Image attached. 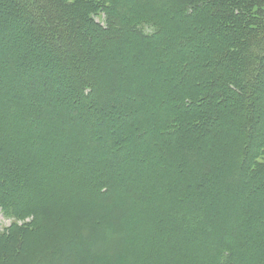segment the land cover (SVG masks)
Here are the masks:
<instances>
[{"label": "trees", "instance_id": "16d2710c", "mask_svg": "<svg viewBox=\"0 0 264 264\" xmlns=\"http://www.w3.org/2000/svg\"><path fill=\"white\" fill-rule=\"evenodd\" d=\"M0 1V264H264V0Z\"/></svg>", "mask_w": 264, "mask_h": 264}, {"label": "rangeland", "instance_id": "374dc122", "mask_svg": "<svg viewBox=\"0 0 264 264\" xmlns=\"http://www.w3.org/2000/svg\"><path fill=\"white\" fill-rule=\"evenodd\" d=\"M3 5H5V4L0 1V7H3ZM143 9L147 10L148 8L147 7H143ZM148 10H152V9L149 8ZM12 15L18 17V14H16V13H12ZM163 18L165 19V17H163ZM97 22H99L100 24L103 25V23L105 21H104L102 15L101 16H98ZM30 25L32 26L33 24L30 23ZM19 26L20 25H18V27ZM147 32H148V30H147ZM2 33H15V31L12 30L11 32H9L8 31V24H5V25L3 24V25H0V34H2ZM8 45H9V43L6 42L5 40H1L0 41V49L1 48H4L6 50V48H7V50L6 51L4 50V52L2 53V55H0V57L2 56V60L4 59L5 62L8 61V62H11V64H15L16 62L20 61V56H19L18 53H17V55H15V52H10L9 49H8L9 48ZM29 59H31V57ZM101 74L103 75V72ZM107 75L108 74H106V76ZM14 76L15 75L11 73V76L10 77H7L6 75L4 76V78L3 77H0V90H2L3 88H5L6 86H9L10 90L15 95L17 94V95H20L22 97V94H20V93H23V92L19 89V85L16 84V80H15V77ZM7 78H8V80H7ZM39 82L40 81L37 80L36 83H39ZM68 86H70V85L68 84ZM24 88L25 89H30L31 91H33V94H30L29 95V96H32L31 98H33L35 100H38L41 103H43V102L46 101L47 103L51 104V106H54V104L56 102L62 101L63 98H65V94H64L65 92H64L63 89H60L58 92L54 93V92H52V90H47V89L46 90H42L43 89V86L41 84L39 86H36V84H34V85L33 84L32 85L25 84L24 85ZM57 94H59V95H57ZM23 98L26 99L27 97L24 96ZM92 98L93 97L90 98L91 101H93ZM93 102H95V100ZM110 102H112V101H110ZM70 119H68L69 122H71L73 120V119H71V120ZM2 121H3V123H5V120L4 119ZM57 122H58L57 119L53 120L52 123H51V126L49 127V130L54 131V132L57 131V128H58V125H59V122H58V125L56 126V123ZM72 122H74V121H72ZM79 122H74L73 123L74 126H75V128H72L73 129V132L72 133L76 137L81 136L82 138L86 139V138H91L93 136L96 137V135H99V133H102L101 132L102 128H95V129L92 128L91 130L90 129H86L87 128L86 127L87 124H84V123H81V122L79 123ZM85 122L87 123V122H94V121H93V119L89 118V119H86ZM133 126H134V124H133ZM84 129H86V130H84ZM89 130H90V132H89ZM92 132H93V134H92ZM78 139H81V138H78ZM90 141H92V140H90ZM111 142H114V139H111V138L110 139H106L103 143L108 145ZM93 148H95V149L98 150V146H94ZM62 152H67V150L62 151ZM82 160L88 162V161H91L93 159H91V158L90 159L83 158ZM88 164H90V163H88ZM58 186L59 187H67L69 190L73 191L72 188L75 185L74 184H71L67 180H65L63 182H59L58 183ZM78 188L80 189V186ZM91 200L92 201H95L97 203H104V202H101L99 199H95V198H92ZM10 223H11V220L6 219L4 217V215L0 212V229L8 226Z\"/></svg>", "mask_w": 264, "mask_h": 264}]
</instances>
